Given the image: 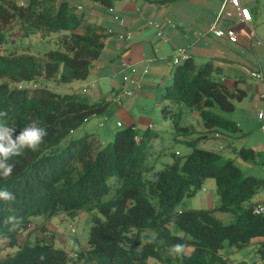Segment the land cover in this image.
Instances as JSON below:
<instances>
[{
  "label": "trees",
  "instance_id": "trees-1",
  "mask_svg": "<svg viewBox=\"0 0 264 264\" xmlns=\"http://www.w3.org/2000/svg\"><path fill=\"white\" fill-rule=\"evenodd\" d=\"M90 1L112 8L120 0ZM20 4L0 0V49L4 50L0 112L7 113L0 123L16 129L13 138L32 124L45 128L47 136L35 151L26 148L7 162L14 166L8 178L0 175V191L15 197L0 198V264H227L222 255L225 242L242 251L264 239V216L253 214L257 204L252 203L264 190V180L245 177L234 161H224L218 153L189 142L193 150L185 160L176 155L172 165L155 171L148 164L147 149L157 134L140 135L128 127L109 143L95 134L80 135L84 121L104 114L109 102L90 104L76 94L52 91L49 84L87 80L109 35L77 7L70 8L67 0H20ZM15 27L23 38L56 35L55 49L42 58L6 50L8 34ZM221 75L220 67L197 65L191 59L178 67L173 84L162 95V113L171 119L175 133H194L193 124L175 111L179 106L198 115L201 139L219 134L228 140L241 133L236 122L214 112H233L235 102L246 97L243 89L228 87ZM234 149L241 160L256 158L250 149ZM207 180L216 183L219 207L176 211ZM81 211L93 217L88 247L74 251L77 257H69L48 241L34 247L25 242L15 254L1 257L19 245V236L29 230L33 218L49 221ZM216 211L235 214V223H223ZM10 216L16 219L5 224ZM16 224L19 227L13 228ZM177 244L192 252L174 253Z\"/></svg>",
  "mask_w": 264,
  "mask_h": 264
},
{
  "label": "rangeland",
  "instance_id": "rangeland-1",
  "mask_svg": "<svg viewBox=\"0 0 264 264\" xmlns=\"http://www.w3.org/2000/svg\"><path fill=\"white\" fill-rule=\"evenodd\" d=\"M9 1V0H7ZM19 5L20 0H15ZM70 8L77 7V0H67ZM164 1V4L168 8L173 9V16L177 14L182 17L185 23L191 21V6H196L198 1L203 0H155ZM221 1V0H219ZM218 1V2H219ZM249 5L251 3L252 10L255 13V30L257 37H260V27H264V0H248ZM81 3V2H80ZM116 3V2H115ZM161 3H158L159 7ZM205 4V3H204ZM96 9L91 11L90 6ZM251 7V6H250ZM87 19L90 23L95 25L108 18L106 7H102L91 1L84 3ZM97 23V24H96ZM56 35H51L48 38L43 39L40 34L31 35L28 38H23V34L19 27H15L8 34V45L4 48L9 51H15L18 54L28 53L34 57H43L46 53L55 49ZM0 49V54H2ZM171 62V58H168ZM206 64V62L204 63ZM203 64V65H204ZM201 65V64H198ZM179 66L170 64V80L164 82L163 85L169 87L173 84V75L177 71ZM131 75V72H127ZM122 83V75L112 76L108 79V82L100 81L97 87L90 89L89 94L81 91L83 81L74 82L71 84H54L50 83L49 87L52 91L60 94H76L83 99L87 100L90 104L98 103L102 100L109 102V107L106 112L102 115L93 116L89 119L88 123H85L79 130L80 135L95 134L98 135L102 142L109 143L115 139V135L128 128L129 124L123 122L119 112L120 109L130 114L135 121L136 131L142 135L144 133L157 134L158 137L152 139L148 144V151L150 156L148 158V164L154 167L155 171H161L166 166L172 165L176 158L185 160L187 156L192 152L193 147L190 146L189 142H194L197 149H203L218 153L222 156L224 161L232 160L242 171L245 177H255L258 179H264V171L262 169V162H260V155L256 161H244L237 157L234 147L237 150L242 148L250 149L246 147L245 138L242 136V101L235 102V109L233 112H222L219 109H214V112L220 115L226 120L236 122L241 130L236 138H233L231 142L232 146L229 145L228 141H218L214 139H201L200 131L203 130L201 121L199 122L196 113H192L190 109L185 106L176 107V112H182L184 121H190L193 124L194 133L191 135L177 134L173 130L172 121L170 118L165 119L162 113L164 103L162 101V95L165 89H156L153 94L155 97L149 99L147 105L144 106L143 97L140 93L135 91L134 97L131 99H123L121 103H113L111 94L112 89L116 88V91H120ZM41 87V84L37 85ZM120 86V88H119ZM128 86V85H127ZM31 87V86H30ZM120 122L122 128L117 127V123ZM248 135V134H247ZM249 136H246V138ZM257 136H253L252 140L257 143ZM236 143V144H235ZM263 161V160H262ZM264 200V191L258 193L253 199L252 203ZM219 207V196L217 193V186L214 180H207L202 188L193 197L185 198L178 206L176 211H199V210H214ZM214 215L219 218L225 224L235 223L237 216L231 212L216 211ZM93 215L87 211H81L75 216H69L67 214H60L51 220H46L42 217H36L32 219V226L29 230L33 229V232H24L23 237L19 238V245L8 249L1 254V257L13 255L20 250L21 246L26 242L29 246L34 247L42 244L45 241L53 243L55 249L62 250L66 253L77 252L88 247V237L92 227ZM44 226V227H43ZM71 228L75 229V233L71 232ZM175 233L179 236H183V233L177 229ZM39 231V232H37ZM260 241V242H259ZM255 244H251L248 248L237 251L234 247H229L228 243L225 242L224 250L222 255H226L227 264H264V239L256 240ZM189 255L192 250L186 249L184 251Z\"/></svg>",
  "mask_w": 264,
  "mask_h": 264
},
{
  "label": "crops",
  "instance_id": "crops-1",
  "mask_svg": "<svg viewBox=\"0 0 264 264\" xmlns=\"http://www.w3.org/2000/svg\"><path fill=\"white\" fill-rule=\"evenodd\" d=\"M89 1L77 0V7L81 6L82 11H85L84 3H89ZM218 1L203 0L202 2L198 1L196 6L192 5L189 24L185 23L178 14L173 16V9L168 8L164 1H117L111 8L114 12L111 13L110 8H107L108 18L101 20L102 22L99 24L96 23L109 37L101 57L94 62L89 77L83 81L85 85L80 88L83 91L84 87L88 86L87 94H89L90 89L95 90L100 81L108 82V79L116 75H122V83L120 84L122 88L123 76H128L127 72H131V68L136 70L135 76H141L148 64L147 61L153 60L149 65L148 74L142 76L138 89L144 100L143 105L146 106L149 99L156 96L151 92H154L156 87L164 90L166 85L163 83L170 80L169 67L172 63L168 58H172L177 50L185 49L190 59L197 65H203L206 62L220 67L222 70L221 79L228 87L237 86L246 92V97L242 100V136L245 138L246 147H249L256 155L254 161L259 154L261 156L260 162H262L264 134L261 131V123L257 116L259 112H264V100L260 97L262 86L251 77V73L255 71L264 73V27L259 28L260 37L256 35L253 40L247 27L236 25L233 20H223L218 24V27L236 29L238 35L236 44L225 39L215 38L213 35L204 37L203 34L214 25L224 2V0ZM158 3H161L159 7L157 6ZM243 6L251 11L253 16L251 25L255 30V13L252 10V5L251 3L249 5L248 0H243ZM88 8L91 11L96 9L93 6ZM228 9L236 14L232 7L229 6ZM117 17L119 20L116 19ZM149 22L160 27L162 36L158 35V31L150 26ZM128 33L132 35L129 42L120 39L121 35ZM130 76L135 78L132 74ZM92 85L94 86L92 87ZM127 85L125 87L133 88V85ZM116 90V88L112 89V101L114 94L118 92ZM113 103L116 104L114 101ZM119 114L123 122L129 124V127H133L136 131L134 127L136 123L133 117L122 109H120ZM246 136H249L250 139ZM253 136H257V143L252 140ZM232 139L229 138L226 141L231 144ZM260 203H264V200L255 204ZM33 231L30 229L27 232ZM21 237L23 235L19 236V238Z\"/></svg>",
  "mask_w": 264,
  "mask_h": 264
},
{
  "label": "built area",
  "instance_id": "built-area-1",
  "mask_svg": "<svg viewBox=\"0 0 264 264\" xmlns=\"http://www.w3.org/2000/svg\"><path fill=\"white\" fill-rule=\"evenodd\" d=\"M86 0H83L85 2ZM232 7L236 14L231 12L228 7ZM82 7L78 6L77 10L79 12L82 11ZM111 13L114 12L113 9H109ZM119 20V18H116ZM223 20H233L236 25L245 26L249 29L250 37L254 40L256 38V33L254 28L252 27L251 23L253 22V16L251 11L243 6V0H224L223 4L220 7V10L217 14L216 21L214 25L203 34L204 37L208 35H213L215 38L218 39H225L228 42L232 44H236L238 42V35L236 32V29L234 28H227V29H221L218 27V24ZM149 25L154 27L158 31V35L162 36L160 32V27L158 25H154L152 22H149ZM132 35L130 33L126 35H121L120 39L129 42L131 40ZM190 60L189 55L187 54V50L185 49H179L177 50L176 54L171 58V62L173 65H183L186 61ZM148 64L143 70V74L141 76H135L136 70L134 68H131V74L135 78H131L130 75L123 76V87L120 91H118L116 94H114L113 101L116 103H121L123 99H131L135 95V91H137L140 87V83L142 80V76L148 74L149 72V65L153 62V60H148ZM251 77L259 82L262 86V94L261 99L264 100V73L262 71H255L251 73ZM127 84L133 85V88L125 87ZM94 85H92L93 87ZM88 92V86H85L83 89V93ZM259 122L261 123V131L264 134V112H259L257 116ZM85 123L88 121L85 120ZM117 126L119 128H122L121 123H118ZM214 140L223 141L221 136L219 134L214 135ZM262 169L264 170V151H263V161H262ZM253 214L255 216H264V203L257 204L253 208ZM71 232L75 233V229L71 228ZM69 257L75 258L77 255L74 252L69 253Z\"/></svg>",
  "mask_w": 264,
  "mask_h": 264
},
{
  "label": "clouds",
  "instance_id": "clouds-1",
  "mask_svg": "<svg viewBox=\"0 0 264 264\" xmlns=\"http://www.w3.org/2000/svg\"><path fill=\"white\" fill-rule=\"evenodd\" d=\"M6 112H0V117L6 116ZM16 133V129L8 127L3 123H0V169H2V175L5 179L8 178L13 171V165L7 162L13 156H19L22 154L24 149H31L35 151L39 145L43 142L47 131L43 127H39L32 124L24 129H21L18 134L13 138V134ZM0 198L5 201H12L15 197L9 191H0ZM15 216L8 217L4 223L9 224L15 220ZM22 223V220L20 221ZM19 227V224L13 225V228ZM185 246L177 244L173 246V252L180 254L184 251Z\"/></svg>",
  "mask_w": 264,
  "mask_h": 264
}]
</instances>
